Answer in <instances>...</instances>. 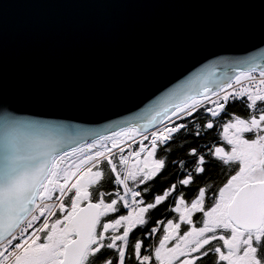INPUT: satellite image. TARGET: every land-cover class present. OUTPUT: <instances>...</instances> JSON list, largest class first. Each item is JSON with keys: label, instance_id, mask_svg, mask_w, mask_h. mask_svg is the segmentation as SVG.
<instances>
[{"label": "snow or ice", "instance_id": "obj_1", "mask_svg": "<svg viewBox=\"0 0 264 264\" xmlns=\"http://www.w3.org/2000/svg\"><path fill=\"white\" fill-rule=\"evenodd\" d=\"M219 62L76 138L5 110L0 264H264V48Z\"/></svg>", "mask_w": 264, "mask_h": 264}, {"label": "water", "instance_id": "obj_2", "mask_svg": "<svg viewBox=\"0 0 264 264\" xmlns=\"http://www.w3.org/2000/svg\"><path fill=\"white\" fill-rule=\"evenodd\" d=\"M262 41L264 0H0V117L103 131Z\"/></svg>", "mask_w": 264, "mask_h": 264}, {"label": "flooded vegetation", "instance_id": "obj_3", "mask_svg": "<svg viewBox=\"0 0 264 264\" xmlns=\"http://www.w3.org/2000/svg\"><path fill=\"white\" fill-rule=\"evenodd\" d=\"M239 106V109L238 110H235V111H232V110H228L229 112H235L237 114H240V115H244L245 114V111L246 109L244 108V106L242 104H240L239 102H236ZM229 174V171L227 168H224V169H221L220 167H216L215 168V171L213 172V175L215 177V182L217 184H220L222 181H224L225 177ZM155 187H160V185H158V183L156 182V185ZM154 216H157L158 217V214L157 213H153ZM136 235H139V233H136Z\"/></svg>", "mask_w": 264, "mask_h": 264}, {"label": "trees", "instance_id": "obj_4", "mask_svg": "<svg viewBox=\"0 0 264 264\" xmlns=\"http://www.w3.org/2000/svg\"><path fill=\"white\" fill-rule=\"evenodd\" d=\"M228 110H232V111H235V110H238L239 109V106L237 103H230L228 106ZM215 171V168L213 170V172ZM158 185H160V181H157ZM161 186V185H160Z\"/></svg>", "mask_w": 264, "mask_h": 264}]
</instances>
